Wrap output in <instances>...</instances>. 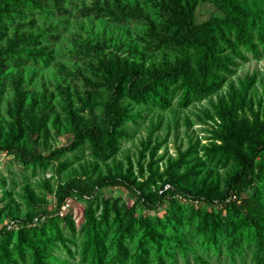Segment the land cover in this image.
Here are the masks:
<instances>
[{
	"label": "rangeland",
	"instance_id": "374dc122",
	"mask_svg": "<svg viewBox=\"0 0 264 264\" xmlns=\"http://www.w3.org/2000/svg\"><path fill=\"white\" fill-rule=\"evenodd\" d=\"M180 1L197 21L230 15L227 0ZM60 2L49 14L3 21L0 230L12 232L0 241V264H264V149L257 181L214 206L171 192L178 183L218 200L245 174L264 138L263 40L255 37L258 55L221 46L223 65L207 95L188 93L179 80L131 98L126 92L156 70L185 64L197 74L199 49L171 24L175 0ZM246 3L264 13V0ZM132 69L140 79L120 81ZM116 85L119 121L107 114ZM81 130L101 143L111 132L113 143L101 153L83 138L48 163L33 156L70 145ZM71 184L95 195L67 197L59 215L34 226L17 223L36 218L39 205L55 204ZM164 191L157 209L140 195L156 202Z\"/></svg>",
	"mask_w": 264,
	"mask_h": 264
},
{
	"label": "trees",
	"instance_id": "16d2710c",
	"mask_svg": "<svg viewBox=\"0 0 264 264\" xmlns=\"http://www.w3.org/2000/svg\"><path fill=\"white\" fill-rule=\"evenodd\" d=\"M51 1L52 0H1V37L7 32V26L3 21L14 23L17 14H20L19 16L23 17L25 13L31 15L34 19V17L38 16V13L42 15L49 14L51 11L49 9L50 7L53 9H60L62 7L60 5V0H54V2ZM63 1L70 3L69 0ZM45 2H50L52 5L48 6ZM227 3L230 7L229 16H214L206 21H197V12L194 8L185 7L180 0H175L174 5L170 7L169 10L177 18L175 22H172L171 24L177 32L184 33L183 40H186L189 45L195 46L199 49L200 54L197 59V74L190 66L185 64H179L166 70H156L144 85L135 91L128 90L126 92L127 95L131 98L140 99L153 93L166 81L174 83L179 80L183 81L184 85L187 87L188 93L194 92L202 96L207 95L212 91V88L215 85V78L213 77V73L215 72L214 68L223 65L224 57L221 54V46L227 47V49L231 50V53L236 54L237 56H242L243 54L239 50L240 44L247 47L249 50L254 51L255 54L258 55L260 53V43L255 41V37L262 39L263 42L260 46H264V13L259 9L251 8L246 3V0H227ZM233 38H235V40ZM158 40L160 42H165L166 39L164 37H159ZM15 46V42H12L8 50H13ZM119 79L120 81L134 83L140 79V71L132 69L120 75ZM120 94L121 87L116 85L114 96L107 106V114L113 117L116 121H119L124 117V112L119 108ZM83 138L92 139L96 150L101 153L106 152L113 143V134L111 132L108 135L107 141L101 143L96 133L89 130H81L76 133L75 138L70 145L57 148L46 155L42 152L34 151L33 156L37 157L41 162L48 163L65 152L72 150L77 145L78 141ZM6 148L13 150L18 157L22 156L15 148L11 146H7ZM263 149L264 138L259 140V142L253 146L251 158L245 174L229 182L225 193L218 200L209 194L192 193L188 188L183 187L178 183L171 184V192L214 206L229 198L236 191L250 187L257 181L261 171L259 153ZM111 181L112 179L102 180L99 185L104 186ZM132 187L137 190L134 186ZM166 194L167 192L164 191L159 194L156 202H150L142 192L140 193L143 203L150 209H157L163 202ZM93 195H95V192H88L79 185L71 184L61 192L55 204L45 203L39 205L36 218H20L16 221L21 226H34L46 216L59 215L67 197L82 199L84 197H92ZM11 232V229L7 226L3 227L0 230V241L5 240ZM258 234L264 239V235L261 232H258Z\"/></svg>",
	"mask_w": 264,
	"mask_h": 264
}]
</instances>
